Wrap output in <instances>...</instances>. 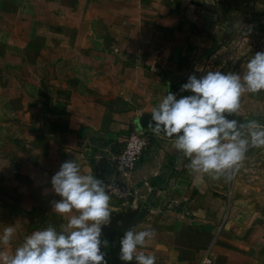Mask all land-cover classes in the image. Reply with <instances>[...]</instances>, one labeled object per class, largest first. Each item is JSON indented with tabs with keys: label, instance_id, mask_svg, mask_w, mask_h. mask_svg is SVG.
Listing matches in <instances>:
<instances>
[{
	"label": "rangeland",
	"instance_id": "rangeland-1",
	"mask_svg": "<svg viewBox=\"0 0 264 264\" xmlns=\"http://www.w3.org/2000/svg\"><path fill=\"white\" fill-rule=\"evenodd\" d=\"M123 2L61 0V11L51 13L52 9L42 10L45 0H0V231L9 224L17 226L13 249L36 229L66 223L51 208V202L60 199L51 177L64 159L57 137L48 135L49 114L57 111L59 94L91 87L90 72L96 66L84 55L88 49L73 43L108 34L105 26L114 30L109 34L122 36ZM177 2L179 10L191 9L189 21H198V5L219 15L210 30L194 40L192 60L183 71L170 66L160 70L148 113L168 91L178 97L189 94L179 91L189 75L241 72L252 55L264 51V18L260 22L253 16L251 22L250 0ZM235 118L264 125V91L243 94L240 116ZM149 119L135 131L147 137L142 157L150 158L156 172L149 184L135 190L127 184L128 175L125 181L116 175L131 195L111 196L113 218L102 231L108 264H136L119 258L124 230L134 225L137 230L147 225L155 232L165 230L164 223L151 217L170 212L179 221L178 238L160 240L155 234L145 248L156 255V264H197L205 254L212 264L219 254L233 257L236 264H264V147H250L241 167L229 174L231 179L200 177L187 167L188 158L171 138L148 126ZM121 147L114 148V157L103 159L108 165L103 174H112ZM139 198L147 203L133 204ZM161 243L175 250L161 249Z\"/></svg>",
	"mask_w": 264,
	"mask_h": 264
},
{
	"label": "clouds",
	"instance_id": "clouds-1",
	"mask_svg": "<svg viewBox=\"0 0 264 264\" xmlns=\"http://www.w3.org/2000/svg\"><path fill=\"white\" fill-rule=\"evenodd\" d=\"M242 68L241 72L207 70L199 77L191 74L179 89L189 94L178 97L168 91L149 112L148 126L173 140L194 175L231 179L229 174L241 167L250 147H264V125L235 118L240 116L243 94L264 91V51H257ZM51 186L60 197L51 208L66 223L36 229L14 249L17 226L4 227L0 264H108L102 231L113 218L111 186L85 171L77 158L62 162ZM154 236L150 225L124 230L120 260L156 264V255L145 250ZM201 264L212 262L205 255Z\"/></svg>",
	"mask_w": 264,
	"mask_h": 264
},
{
	"label": "crops",
	"instance_id": "crops-1",
	"mask_svg": "<svg viewBox=\"0 0 264 264\" xmlns=\"http://www.w3.org/2000/svg\"><path fill=\"white\" fill-rule=\"evenodd\" d=\"M60 2L45 0L42 10L59 13ZM250 4L251 11L254 7L251 22L253 16L261 22L264 0H250ZM188 7L179 10L177 0H124L122 36L109 34L114 30L105 26L104 32L109 31L108 34L73 43L75 47L88 49L84 55H89L90 63L96 68L90 72L94 81L91 80L89 90L75 89L59 94L58 109L49 114L48 135L57 137L64 161L77 158L85 171L103 174L108 166L103 159L114 157L125 137L150 117L149 96L153 94L160 70L170 66L183 71L192 60L194 40L202 37L205 29L210 30L211 21L219 15L206 12L198 5L196 9L201 16L196 22L189 21L191 9ZM149 159L142 157L132 171L120 173L118 177L125 181L128 175L127 184L134 190L149 184L156 172ZM135 203L147 202L139 198ZM151 218L165 224V230L155 232L160 240L178 238L179 221L171 212ZM161 244V249L175 250L174 246L166 248ZM215 260L214 264H236L233 257L223 254Z\"/></svg>",
	"mask_w": 264,
	"mask_h": 264
},
{
	"label": "built area",
	"instance_id": "built-area-1",
	"mask_svg": "<svg viewBox=\"0 0 264 264\" xmlns=\"http://www.w3.org/2000/svg\"><path fill=\"white\" fill-rule=\"evenodd\" d=\"M148 139L145 135L136 131H131L123 140L122 147L116 156L115 166L111 175L100 174L97 172L95 176L101 179L106 185H110V195L117 199H127L130 195V188L116 178V175L122 172L132 171L147 146ZM207 255V254H205ZM204 255V256H205ZM204 256L197 264H201ZM209 257V255H207ZM212 262V259L209 257Z\"/></svg>",
	"mask_w": 264,
	"mask_h": 264
},
{
	"label": "trees",
	"instance_id": "trees-1",
	"mask_svg": "<svg viewBox=\"0 0 264 264\" xmlns=\"http://www.w3.org/2000/svg\"><path fill=\"white\" fill-rule=\"evenodd\" d=\"M106 251H109V250L106 249Z\"/></svg>",
	"mask_w": 264,
	"mask_h": 264
}]
</instances>
